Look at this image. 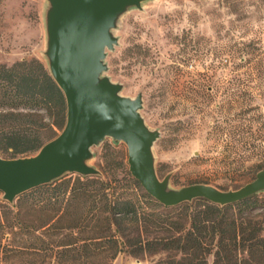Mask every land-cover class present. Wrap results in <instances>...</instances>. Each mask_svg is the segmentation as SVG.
Returning <instances> with one entry per match:
<instances>
[{
	"label": "rangeland",
	"instance_id": "rangeland-1",
	"mask_svg": "<svg viewBox=\"0 0 264 264\" xmlns=\"http://www.w3.org/2000/svg\"><path fill=\"white\" fill-rule=\"evenodd\" d=\"M44 5V0H0V65L34 59L45 68ZM115 35L106 75L122 85V96L140 93L139 113L159 132L152 146L158 179L170 174L173 189L207 184L227 191L264 169V70L252 67L264 60V0H153L123 15ZM252 48L259 49L255 59ZM5 113L12 116L3 119ZM64 119L65 111L61 123L54 109L0 108V157L13 159L10 150L1 149L5 133L19 128L41 147L60 133ZM92 153L90 164L100 172L95 178L120 184L128 173L125 146L106 138ZM17 198L7 204L0 193V225L4 216L15 217L18 209L10 205ZM1 232L0 264H40L33 252L4 256ZM151 235L169 234L161 229ZM163 257L119 254L111 264H149Z\"/></svg>",
	"mask_w": 264,
	"mask_h": 264
},
{
	"label": "trees",
	"instance_id": "trees-1",
	"mask_svg": "<svg viewBox=\"0 0 264 264\" xmlns=\"http://www.w3.org/2000/svg\"><path fill=\"white\" fill-rule=\"evenodd\" d=\"M258 51L252 48L253 59ZM252 67L261 73L264 60ZM0 108L54 109L61 123L65 111L61 92L34 59L0 65ZM39 148L19 128L5 133L1 147L11 158ZM17 200L10 205L18 209L15 217L4 216L0 225L4 256L33 252L40 264H111L119 254H164L149 264H208L209 258L210 264H264V195L223 207L194 200L166 208L125 172L114 186L95 177H62ZM161 229L169 235H151Z\"/></svg>",
	"mask_w": 264,
	"mask_h": 264
},
{
	"label": "water",
	"instance_id": "water-1",
	"mask_svg": "<svg viewBox=\"0 0 264 264\" xmlns=\"http://www.w3.org/2000/svg\"><path fill=\"white\" fill-rule=\"evenodd\" d=\"M153 0H44L41 55L53 83L62 94L65 119L60 133L33 155L0 157L2 201L48 185L65 175L99 177L90 164L92 148L108 138L126 149L127 171L141 189L162 207L204 200L223 207L264 194V169L236 190L222 191L207 184L178 189L169 186L170 174L158 179L152 146L159 132L146 126L139 111L141 95H121L122 85L106 75L107 52L118 38L123 15L141 10Z\"/></svg>",
	"mask_w": 264,
	"mask_h": 264
}]
</instances>
